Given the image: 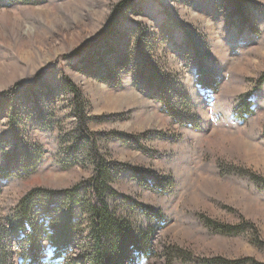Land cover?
Listing matches in <instances>:
<instances>
[{
	"label": "rangeland",
	"instance_id": "obj_1",
	"mask_svg": "<svg viewBox=\"0 0 264 264\" xmlns=\"http://www.w3.org/2000/svg\"><path fill=\"white\" fill-rule=\"evenodd\" d=\"M0 97L5 264L33 191L46 263L88 264L99 200L125 264H264V0H0Z\"/></svg>",
	"mask_w": 264,
	"mask_h": 264
},
{
	"label": "trees",
	"instance_id": "obj_2",
	"mask_svg": "<svg viewBox=\"0 0 264 264\" xmlns=\"http://www.w3.org/2000/svg\"><path fill=\"white\" fill-rule=\"evenodd\" d=\"M115 22H112V24H115ZM0 101H2V97H0ZM36 195L37 191H33L22 200L19 221L13 227L14 232L20 230L26 232L24 262L25 264H54L43 261L42 238H45L49 239L55 246V253L52 256L53 262L56 261L55 259H59L57 263H60V261L67 258L62 252V248L71 238L69 223L62 225V223L58 224L55 220H52L50 223L44 221L40 225H35L34 217H31L30 220L29 216L31 210H33L30 201ZM90 211L92 216L90 235L94 241V246L91 253L85 251L81 256L88 259V264H125L128 253L137 242L134 235L128 227L111 215L105 203L99 200L94 202L90 207ZM53 216L57 217V215ZM65 216L68 220H72L71 206ZM5 260L6 257L0 248V264H5Z\"/></svg>",
	"mask_w": 264,
	"mask_h": 264
}]
</instances>
